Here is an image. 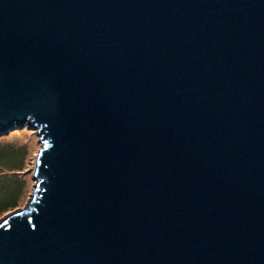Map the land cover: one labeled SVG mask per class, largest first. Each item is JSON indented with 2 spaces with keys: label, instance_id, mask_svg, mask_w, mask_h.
I'll return each instance as SVG.
<instances>
[{
  "label": "water",
  "instance_id": "1",
  "mask_svg": "<svg viewBox=\"0 0 264 264\" xmlns=\"http://www.w3.org/2000/svg\"><path fill=\"white\" fill-rule=\"evenodd\" d=\"M26 123L0 264H264V0H0Z\"/></svg>",
  "mask_w": 264,
  "mask_h": 264
},
{
  "label": "rangeland",
  "instance_id": "2",
  "mask_svg": "<svg viewBox=\"0 0 264 264\" xmlns=\"http://www.w3.org/2000/svg\"><path fill=\"white\" fill-rule=\"evenodd\" d=\"M41 142L35 127L16 126L0 133V220L27 207L35 189V159Z\"/></svg>",
  "mask_w": 264,
  "mask_h": 264
}]
</instances>
